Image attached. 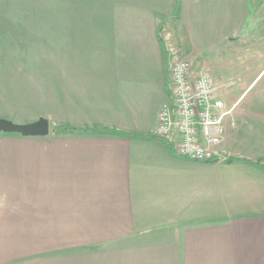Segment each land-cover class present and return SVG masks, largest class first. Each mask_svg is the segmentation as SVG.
I'll use <instances>...</instances> for the list:
<instances>
[{"label":"crops","instance_id":"1","mask_svg":"<svg viewBox=\"0 0 264 264\" xmlns=\"http://www.w3.org/2000/svg\"><path fill=\"white\" fill-rule=\"evenodd\" d=\"M12 1L13 25L59 18L57 73L37 87L57 96L58 123L0 132V264H264V149L250 150L249 123L264 114L227 94L225 163L180 159L153 134L169 49L193 67L179 0Z\"/></svg>","mask_w":264,"mask_h":264},{"label":"rangeland","instance_id":"2","mask_svg":"<svg viewBox=\"0 0 264 264\" xmlns=\"http://www.w3.org/2000/svg\"><path fill=\"white\" fill-rule=\"evenodd\" d=\"M70 1L78 7L84 2L97 7L100 2ZM12 4V0H0V120L26 125L49 118L58 123L57 96L49 92L43 97L37 87L57 73L59 18L28 16L24 17L29 20L28 26L19 27L10 21ZM102 7L110 9L113 5L105 3ZM174 14L172 22L185 30L192 66L198 70L195 73L179 49H169L173 60L176 58L173 63L186 62L193 77L207 69L224 101L232 93L241 96L238 110L251 106L254 114H264L260 110L264 106V0H179ZM254 120L249 122L257 129L250 150L257 154L264 149L258 142L264 137V124ZM59 128L50 127V131Z\"/></svg>","mask_w":264,"mask_h":264},{"label":"built area","instance_id":"3","mask_svg":"<svg viewBox=\"0 0 264 264\" xmlns=\"http://www.w3.org/2000/svg\"><path fill=\"white\" fill-rule=\"evenodd\" d=\"M170 103L158 112L154 136L173 147L175 155L200 163H225L217 148L224 136L227 108L217 93L214 76L202 69L195 77L186 62L172 63L168 70Z\"/></svg>","mask_w":264,"mask_h":264},{"label":"water","instance_id":"4","mask_svg":"<svg viewBox=\"0 0 264 264\" xmlns=\"http://www.w3.org/2000/svg\"><path fill=\"white\" fill-rule=\"evenodd\" d=\"M0 132L4 134H17L21 137H45L49 134L48 122L44 119L26 124L16 125L9 121L0 120Z\"/></svg>","mask_w":264,"mask_h":264},{"label":"trees","instance_id":"5","mask_svg":"<svg viewBox=\"0 0 264 264\" xmlns=\"http://www.w3.org/2000/svg\"><path fill=\"white\" fill-rule=\"evenodd\" d=\"M76 130L75 129H71V128H59V129H55V132L56 133H66V132H75Z\"/></svg>","mask_w":264,"mask_h":264}]
</instances>
